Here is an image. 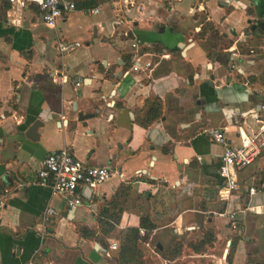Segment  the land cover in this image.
I'll return each mask as SVG.
<instances>
[{"label": "crops", "instance_id": "1", "mask_svg": "<svg viewBox=\"0 0 264 264\" xmlns=\"http://www.w3.org/2000/svg\"><path fill=\"white\" fill-rule=\"evenodd\" d=\"M133 1L52 28L0 0V264H264V150L222 201L223 147L204 133L238 145L264 120V0ZM61 148L115 170L78 207L39 177Z\"/></svg>", "mask_w": 264, "mask_h": 264}, {"label": "built area", "instance_id": "2", "mask_svg": "<svg viewBox=\"0 0 264 264\" xmlns=\"http://www.w3.org/2000/svg\"><path fill=\"white\" fill-rule=\"evenodd\" d=\"M11 9L20 12L25 9H34L37 11L41 22L48 27H55L57 21L70 15L76 11V3L74 0H6ZM125 5H133V0H122ZM195 9L191 8L193 12ZM91 14H98L99 7L87 10ZM80 43L58 42L57 50L60 54L68 53L79 47ZM259 50L264 54V45L259 46ZM235 57L232 53L231 58ZM138 67H135L137 69ZM231 68H235L231 64ZM204 133L215 142L223 147V155L219 166V176L223 184L219 190L220 199L227 201L233 192L239 189L238 172L250 165L257 156L264 150V120L261 125L244 135H240L238 145L230 143L226 136V129L223 127L208 128ZM115 173L113 167L110 166H91L79 159L75 158L68 148L49 153L42 162V168L39 171L41 183L48 185L53 194L61 196L69 207H78L83 205V201L79 196L81 187L95 189L99 185L108 181ZM258 189L254 186L249 187V195L258 193ZM4 207V200L0 197V214ZM56 212L52 208H47L44 212V221ZM230 224L233 229L237 228L235 213H229ZM140 234L144 235L143 230ZM112 249L117 248V244L111 245ZM27 264H41L34 260ZM48 264V263H46Z\"/></svg>", "mask_w": 264, "mask_h": 264}, {"label": "trees", "instance_id": "3", "mask_svg": "<svg viewBox=\"0 0 264 264\" xmlns=\"http://www.w3.org/2000/svg\"><path fill=\"white\" fill-rule=\"evenodd\" d=\"M97 2L98 0H84L82 2L76 3V7L77 9H88V8L95 6ZM126 239L128 240L130 244L134 245L136 241L138 240V230L130 229L126 236Z\"/></svg>", "mask_w": 264, "mask_h": 264}, {"label": "rangeland", "instance_id": "4", "mask_svg": "<svg viewBox=\"0 0 264 264\" xmlns=\"http://www.w3.org/2000/svg\"><path fill=\"white\" fill-rule=\"evenodd\" d=\"M101 1H105V0H98V2L96 3V4H100L101 3ZM95 4V5H96ZM98 4V5H99ZM167 3L165 4V7H167ZM140 12H141V10H140ZM79 19L81 20V21H86V20H88V19H90L89 17H87V16H85V15H82V16H79ZM167 19L164 17V19H163V22H167L168 23V21H166ZM80 25L81 24H75L74 25V27L72 28V30H71V37H72V39H74V38H77V39H80V41H84V40H86L87 39V36H86V33L83 31V30H80L79 28H80Z\"/></svg>", "mask_w": 264, "mask_h": 264}, {"label": "water", "instance_id": "5", "mask_svg": "<svg viewBox=\"0 0 264 264\" xmlns=\"http://www.w3.org/2000/svg\"><path fill=\"white\" fill-rule=\"evenodd\" d=\"M91 116H92L91 114H82V113H80V114H79V119H80V120H83V119H85V118H89V117H91ZM37 125H39V124L36 123V124L34 125L33 129H34Z\"/></svg>", "mask_w": 264, "mask_h": 264}]
</instances>
